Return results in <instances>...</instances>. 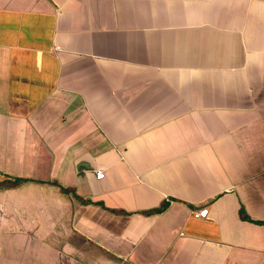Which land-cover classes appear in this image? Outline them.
Segmentation results:
<instances>
[{
	"label": "crops",
	"instance_id": "1",
	"mask_svg": "<svg viewBox=\"0 0 264 264\" xmlns=\"http://www.w3.org/2000/svg\"><path fill=\"white\" fill-rule=\"evenodd\" d=\"M0 264H264V0H0Z\"/></svg>",
	"mask_w": 264,
	"mask_h": 264
},
{
	"label": "built area",
	"instance_id": "2",
	"mask_svg": "<svg viewBox=\"0 0 264 264\" xmlns=\"http://www.w3.org/2000/svg\"><path fill=\"white\" fill-rule=\"evenodd\" d=\"M102 174L99 172L97 177H100ZM207 213V208L206 207H199L196 209L192 210V214L196 217H200V216H205Z\"/></svg>",
	"mask_w": 264,
	"mask_h": 264
},
{
	"label": "trees",
	"instance_id": "3",
	"mask_svg": "<svg viewBox=\"0 0 264 264\" xmlns=\"http://www.w3.org/2000/svg\"><path fill=\"white\" fill-rule=\"evenodd\" d=\"M18 180H19V179H15V180H14V181H15L14 183H16ZM8 183H9V182H8ZM165 206H166V203L164 202V203H162L159 207L146 211V213L153 212V211H160V210H162ZM242 217L247 218L245 214L243 215V213H242Z\"/></svg>",
	"mask_w": 264,
	"mask_h": 264
}]
</instances>
